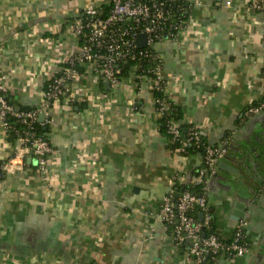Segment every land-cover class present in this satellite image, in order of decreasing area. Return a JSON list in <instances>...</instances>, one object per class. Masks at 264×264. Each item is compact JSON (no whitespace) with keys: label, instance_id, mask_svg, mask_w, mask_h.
Masks as SVG:
<instances>
[{"label":"crops","instance_id":"1","mask_svg":"<svg viewBox=\"0 0 264 264\" xmlns=\"http://www.w3.org/2000/svg\"><path fill=\"white\" fill-rule=\"evenodd\" d=\"M108 3L0 0V78L15 109L36 107L44 84L78 51L64 27L87 5ZM184 3L179 37L154 46L167 96L211 144L226 135L224 157L251 152L247 171L217 168L208 178L219 234L229 239L242 222L249 242L246 253L216 264H264V108L245 114L264 97V13L247 0ZM81 72L48 111L46 179L26 160L0 179V264H194L157 215L171 179L187 182L201 155L169 147L145 86H107L90 67ZM18 145L0 120V163Z\"/></svg>","mask_w":264,"mask_h":264},{"label":"built area","instance_id":"2","mask_svg":"<svg viewBox=\"0 0 264 264\" xmlns=\"http://www.w3.org/2000/svg\"><path fill=\"white\" fill-rule=\"evenodd\" d=\"M108 4L110 8L106 13L101 9L102 5H87L83 17L64 27L65 35L76 38L78 51L68 55L58 71L50 76L42 87L41 99L35 108L17 111L8 99L6 85L0 78V120L7 134L13 135L19 144L13 156L0 163V179L5 171L21 170L27 156L36 158L37 171L43 180L46 179L47 156L52 146L47 135L36 134L35 129L37 125L50 123L49 108L68 98L70 84L79 82L84 76L81 72L83 66L90 67L95 80L108 82L114 87L128 82L139 91L145 86L159 117L171 111L166 91L167 80L160 69L162 58L154 46L164 38L179 37L188 16L184 0H109ZM247 4L253 10L264 13V0H247ZM139 34L144 35L143 47L136 43ZM151 61L156 62L153 67L145 66ZM127 63L131 66L126 67ZM157 91L162 95H155ZM262 108L264 97L258 104L246 108L245 114L255 113ZM9 118L14 121L10 122ZM180 123L182 120H172L168 124L169 140L181 141L180 146L173 149L174 152H183L188 142L197 143L201 135L199 128L193 126L187 138L182 140ZM226 152V139L215 146H208L203 157L206 168H194L197 173H193V170L189 173L185 183L201 184L202 194L175 190L174 186L182 182L175 183L171 179L170 189L161 198L157 218L166 229H171L175 245L186 248L194 264H202L208 254L211 260L208 264H216L220 256L229 259L246 253L249 248L242 222L236 225L229 239L223 238L218 230L208 235L204 232L214 220L208 205V180L204 178V172L208 170L207 177L214 175L217 161ZM200 213L201 219L198 218Z\"/></svg>","mask_w":264,"mask_h":264},{"label":"trees","instance_id":"3","mask_svg":"<svg viewBox=\"0 0 264 264\" xmlns=\"http://www.w3.org/2000/svg\"><path fill=\"white\" fill-rule=\"evenodd\" d=\"M110 8V5L109 4H106V5H102L101 9L103 11V13H106ZM156 64V62H149V63H146L145 66H150V67H153L154 65ZM131 66L130 63H127L126 64V67H129ZM155 95L157 96H161L162 93L160 91H157L154 93ZM170 103V106L172 107L171 111L167 114H163L162 116H160L158 118V126H159V130H160V133L162 135H164L168 140L170 139V134L168 133V124L170 121L172 120H181L182 116H183V113H182V110L179 106H177L176 104H174L173 102L169 101ZM35 108V107H34ZM28 109H33V108H22L21 110H28ZM10 122H13L14 119L13 118H9ZM191 128H190V125L187 124V123H180V131H181V139L184 140L187 138L189 132H190ZM35 132L36 134H42V135H47L48 133V126L45 125V126H41V125H37L36 126V129H35ZM11 139H14V136L13 135H9ZM226 135L224 136V139H225ZM169 147L171 149H175L177 148L178 146H180V143L181 141H171L169 140ZM216 144H211L210 142H208L207 140V137L203 134H201L199 136V140L197 143H194L192 141L188 142V144H186L184 147V150L183 153L184 155H188L189 153H199L202 157V160H201V163L199 164V166L196 167L199 168H206V165L203 163V157L205 155V152H206V148L208 146H215ZM226 148H228L227 144H226ZM196 169L193 170V173H197L196 172ZM208 171V170H207ZM207 171L205 170L204 172V178L206 177V179L208 180L209 177L206 176V173ZM175 190H178V191H183V190H190L192 193H195L197 195H200L203 193L202 191V186L201 184H193V185H190L188 183H182V184H179V185H175ZM210 211L213 213L211 207L209 208ZM197 213V212H196ZM214 215V214H213ZM214 220H212L210 222V228L209 229H206L204 232H205V235H208L210 232H214L215 230H217V225H216V222H215V215H214ZM167 231L169 233H171V229L168 227ZM186 244H188L187 242H185ZM209 262H211L210 260V255L208 254L205 259H203L202 261V264H208Z\"/></svg>","mask_w":264,"mask_h":264},{"label":"water","instance_id":"4","mask_svg":"<svg viewBox=\"0 0 264 264\" xmlns=\"http://www.w3.org/2000/svg\"><path fill=\"white\" fill-rule=\"evenodd\" d=\"M136 43L138 46L143 47L144 46V35L139 34L136 38ZM105 85L108 86V83L105 82ZM20 108L16 107V110L18 111ZM42 118V115H40V119ZM201 134H204L201 132ZM238 151H240L238 149ZM243 151V150H242ZM240 151V155H235L234 157H224L221 160H218L216 165L219 170H225L227 173L233 174L237 176L239 172H241V169H244L247 171L249 169V161H250V150L249 152H242ZM32 161L34 164L37 163V160L35 157L32 156H27L26 157V162ZM241 168V169H240ZM234 180L240 182L239 177L235 178ZM177 195V193H176ZM199 219H201V213L198 216Z\"/></svg>","mask_w":264,"mask_h":264}]
</instances>
